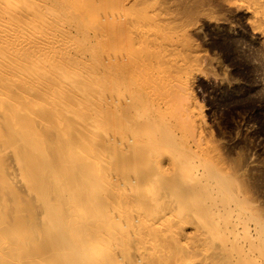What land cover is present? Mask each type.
I'll list each match as a JSON object with an SVG mask.
<instances>
[{
	"label": "bare ground",
	"instance_id": "bare-ground-1",
	"mask_svg": "<svg viewBox=\"0 0 264 264\" xmlns=\"http://www.w3.org/2000/svg\"><path fill=\"white\" fill-rule=\"evenodd\" d=\"M174 30L153 0H0V264H264Z\"/></svg>",
	"mask_w": 264,
	"mask_h": 264
},
{
	"label": "rangeland",
	"instance_id": "rangeland-1",
	"mask_svg": "<svg viewBox=\"0 0 264 264\" xmlns=\"http://www.w3.org/2000/svg\"><path fill=\"white\" fill-rule=\"evenodd\" d=\"M153 1L189 61L201 146L234 193L264 214V0Z\"/></svg>",
	"mask_w": 264,
	"mask_h": 264
}]
</instances>
